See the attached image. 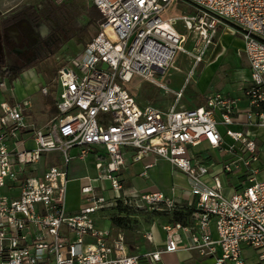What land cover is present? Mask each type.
I'll return each instance as SVG.
<instances>
[{
    "label": "built area",
    "instance_id": "obj_1",
    "mask_svg": "<svg viewBox=\"0 0 264 264\" xmlns=\"http://www.w3.org/2000/svg\"><path fill=\"white\" fill-rule=\"evenodd\" d=\"M90 2L100 14L98 30L81 53L57 72L56 115L38 127L25 119L29 102L0 103V264H140L142 259L157 263L159 253L132 254L121 235L113 237L95 227L94 214L106 201L105 187H95L86 178L88 185L81 188V195L90 206L76 214L66 212L68 168L90 154L95 157V182H109L108 190L118 199L123 148L135 151L134 162L148 155L164 159L189 181L190 223L163 226V252H195L208 264H246L245 247L256 252L255 264H264V180L256 179L259 171L252 167L259 148L245 133L228 129L234 123L264 129V0ZM177 2L193 6L195 12L164 17ZM222 21L236 29L248 62L246 110L240 112L236 100L221 94L198 108L176 104L167 110L140 108L126 85L140 77L168 91L156 77L172 67L177 55L187 54L186 38L176 22L195 34L193 64L197 66ZM41 94L46 96L47 89L42 88ZM175 96L177 103L181 93ZM215 115L233 142L228 152L238 146L240 153L217 173L192 164L186 154L187 147L202 142L212 149L220 147ZM29 140L33 148L25 146ZM239 173L247 185L227 192L221 177ZM138 201L160 205L167 212L181 205L160 194Z\"/></svg>",
    "mask_w": 264,
    "mask_h": 264
},
{
    "label": "rangeland",
    "instance_id": "obj_2",
    "mask_svg": "<svg viewBox=\"0 0 264 264\" xmlns=\"http://www.w3.org/2000/svg\"><path fill=\"white\" fill-rule=\"evenodd\" d=\"M45 0H0V17L4 16L10 10L43 4ZM64 13L68 15L67 21L62 25L52 24V28L56 30H64L65 34L61 35L62 44L54 50L53 56L41 64L36 69L25 70L19 74L16 80H5L3 86L0 87V98L11 101L13 103L29 102L30 109L25 112L26 121L28 123H37L41 125L48 121V113L43 107V101L46 96L41 94V89L46 88L49 93L52 92L55 103L59 99L60 88L57 84L55 76L58 66L66 65L68 62L76 58L82 51L83 46L76 44L72 39V35L82 30H85V35L93 38L97 33L98 26L88 25L89 16L92 14L90 0H66L61 4ZM195 12L193 6L185 2H177L171 6L170 11L164 14V17L178 18L183 15H192ZM176 29L186 38L185 51L186 55H177L174 59L172 67H170L163 75L159 74L156 77L157 81L167 86L168 91H162L157 86L147 82L146 80L135 77L127 85L126 88L136 101L140 108L152 106L160 110L169 107L175 101V93L180 92L183 95L182 104L190 105L194 100L200 101L207 96V92L198 94L202 88L201 82H198V77L201 70H215L211 73L213 76L210 84L226 85L231 80L232 73L227 74V70H239L245 68V57L241 53L242 44L239 40V35L234 27L225 23L218 22L213 36V45L210 46L203 60L197 66L193 64L194 36L193 32L185 31L182 26L176 22ZM226 36V46L223 43L222 37ZM241 74V73H240ZM245 74V73H243ZM228 75V77H227ZM229 79V80H228ZM207 84V83H206ZM237 85L227 87L223 92L230 93L235 97L240 96L237 92ZM2 100V101H4ZM232 130L231 128H228ZM250 135H255L260 144H264V129L250 131ZM231 146L230 141L226 140V150ZM226 151V154H227ZM227 156V155H226ZM214 158V156H213ZM92 156H88L84 162H80V170L78 173L69 177V184L66 191V211L68 209L80 210L90 206L85 203L81 195V188L88 185L87 177L90 180L97 178L92 164ZM264 177V174L261 175ZM95 187L102 189L105 187L107 191H103V196L106 199L103 208L94 214L99 216L94 218L95 227L101 229L114 228L111 224V218H123V226L120 229L114 228V236L119 234L123 237L130 251L135 254L144 252L143 246L149 248L144 236L150 227L154 225L160 226L167 222V216L161 213L162 206L154 205L147 206L139 201L126 202L119 195L118 199H113L114 194L109 191V182H98L93 184ZM5 194V190H2ZM118 201L122 202L118 209ZM107 231V230H106ZM242 257L246 264H255L257 254L251 249L243 247ZM209 261L197 260L192 264H208ZM158 264H182L176 261L173 257L162 255L161 261Z\"/></svg>",
    "mask_w": 264,
    "mask_h": 264
},
{
    "label": "crops",
    "instance_id": "obj_3",
    "mask_svg": "<svg viewBox=\"0 0 264 264\" xmlns=\"http://www.w3.org/2000/svg\"><path fill=\"white\" fill-rule=\"evenodd\" d=\"M222 39H223V43L226 46V36H223ZM239 40L241 41L240 37H239ZM241 44H242V41H241ZM245 60H246L245 68L247 70L239 69V70H227L226 71L227 74L232 73L231 80L228 79L229 83L226 85H214V84L211 85L210 80L213 77L211 76V73H213L215 70H201V73L199 74L201 76L198 77V82L199 83L201 82L202 88L199 90L200 92H196V93L201 94V93L207 92V96L204 99H201L200 101L194 100L192 104L185 105V104H182L181 102L183 95L180 89L179 90L180 92H177V93H181V97L179 101L176 103V99H175L174 103L164 110H167L168 108H170L172 105H175V104L177 108H182V109L198 108V107L203 106L208 98L212 97L215 94H221L223 96L236 100V108L240 112L245 111L246 108L248 107V102L244 95V92L247 89L248 82H249V66H248V62L246 58ZM232 84L237 85L236 87L237 92H240L239 97H235L230 93L223 92V90H225L227 87L230 88ZM2 100L4 99L0 98V103L3 102ZM4 101L10 104H13L12 100L11 101L4 100ZM48 118H49L48 119L49 121L52 117H48ZM214 119L217 122V131L220 134L221 139H222L220 147L217 149H212L206 143L202 142L198 146L187 147L186 154H187V157L191 160L192 164L203 166L207 168L210 172L217 173L221 170L222 165H224L228 161H231L239 157L240 153L238 150V146L235 147V152L233 153H229L226 150V140L230 141L231 145L233 144V142L230 138L226 136L227 127L220 124L218 115H215ZM242 119L243 118H241L240 120ZM48 121L46 123L41 122V125H38L37 123H33V124H35L38 127H42L45 124H47ZM229 128H231L232 129L231 131L233 132L245 133L250 139H253L256 142L257 147L259 148V159L257 163L252 165V167L258 169L259 171L256 176V179L258 181L264 180V177H261V175L264 174V152L261 151V147L264 144H260V142H258L257 137L255 135L253 136L250 135L251 130L257 131L260 129L252 128V127H245L244 125L240 123H234ZM25 146L27 148H33L34 144L32 141L29 140L26 142ZM95 151L98 152L100 151V149H96ZM226 151H227V154H226ZM122 154L124 158V166L120 174L122 192L119 194L122 198H126V200H129V201L137 202L139 198L142 196H147L151 194H160L165 199H168V200H171L177 203L180 202L181 205H186L188 202L192 200V198L189 196L190 185H189V181L187 177L178 168L173 166L170 162L164 159L158 158L154 155H148L142 158L139 162H134L133 156L135 155V151L131 148H123ZM89 156H92L93 158L91 161H92L93 168H94L95 157L94 155H91V154ZM85 160L83 161L74 160L71 162L68 168V184H69V180H70L69 177L71 176V173L73 174L78 173L80 170V165H81L79 163L84 162ZM147 165L149 167L146 170H144V167ZM84 177L89 178L88 176H85V175L82 176L81 178H84ZM95 180L96 178L92 179L94 184H97ZM221 181L223 183L225 190H227V192H230L233 190H240L241 188L247 185L245 183V176H243L240 173L222 176ZM78 211L79 210L69 208L68 212L67 211L66 212L72 215V214H76ZM96 217H99V216H94V218ZM167 224L168 222H165V223H162L160 226L154 225L149 228V230L146 232L144 236V239L150 247L145 248L143 246L144 252L138 255H146V254L156 253V252L159 253L160 260L155 264L160 263L162 255L173 257L176 261H179L182 264H192V262H196L197 260H202L195 252H187L183 250L177 253H171V254L163 252L165 234L162 228L163 226ZM98 229L104 230V231L107 230L111 233L113 237H116V235L114 236L115 229L112 227H110L109 229H101L98 227ZM213 235L215 237L214 233ZM148 236L151 238V241L147 240ZM127 248H128V245H127ZM128 251L132 253L129 248H128ZM140 264H149V263L145 259H142Z\"/></svg>",
    "mask_w": 264,
    "mask_h": 264
},
{
    "label": "flooded vegetation",
    "instance_id": "obj_4",
    "mask_svg": "<svg viewBox=\"0 0 264 264\" xmlns=\"http://www.w3.org/2000/svg\"><path fill=\"white\" fill-rule=\"evenodd\" d=\"M63 9L54 0H45L36 7L10 10L0 17V66L22 74L48 61L62 44L61 35L67 32L52 28V24L67 21Z\"/></svg>",
    "mask_w": 264,
    "mask_h": 264
},
{
    "label": "trees",
    "instance_id": "obj_5",
    "mask_svg": "<svg viewBox=\"0 0 264 264\" xmlns=\"http://www.w3.org/2000/svg\"><path fill=\"white\" fill-rule=\"evenodd\" d=\"M91 10H92V14L88 17L89 18L88 25L97 24L98 26L100 22V14L93 5H91ZM85 34H86L85 30H82L72 35L71 39L76 44L84 47L92 39L90 36H86ZM60 68L61 66H58L56 68L55 76H57V72ZM18 75H19L18 73H14V72H11L10 70L3 69L0 66V82H3L5 80H9L10 82L14 81L16 80ZM43 107L45 111L48 113L49 117H53L56 115L57 110H56L55 100L53 98L52 92L51 93L48 92V94L46 95L45 100L43 101ZM117 202H118L117 208L119 209L122 205V202L118 200ZM161 213H164L167 216L168 224L180 223L185 226L190 223V217H191L192 211L186 205H179V206H176V208L172 210L171 212L162 210ZM110 221L114 228L120 229L123 226L124 219L123 218H111Z\"/></svg>",
    "mask_w": 264,
    "mask_h": 264
}]
</instances>
